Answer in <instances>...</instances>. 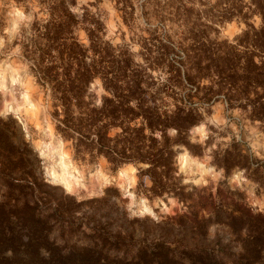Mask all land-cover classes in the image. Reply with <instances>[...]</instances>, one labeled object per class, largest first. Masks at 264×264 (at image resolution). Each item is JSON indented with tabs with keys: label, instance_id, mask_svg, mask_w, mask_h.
Masks as SVG:
<instances>
[{
	"label": "trees",
	"instance_id": "1",
	"mask_svg": "<svg viewBox=\"0 0 264 264\" xmlns=\"http://www.w3.org/2000/svg\"><path fill=\"white\" fill-rule=\"evenodd\" d=\"M75 3H56L46 22L36 26L33 45L26 50L38 83L50 92L58 133L71 142L76 159L93 163L104 157L114 170L146 165L139 176L150 179L146 191L151 197L172 196L190 203L192 210L197 188L183 184L177 157L182 147L201 155L189 132L203 121L202 105L224 95L231 108L240 102L249 108L252 120L264 121V0H250V5L219 0L224 9L218 15L226 21L261 17L260 28L247 23L234 43L211 46L195 39L181 50L164 44L161 59L167 62L170 82H178L167 90L157 87L150 68L137 64L127 46L115 47L102 37L100 20H85L88 44L81 43L76 36L79 20L70 10ZM172 54L176 57L169 60ZM96 80L106 91L100 104L91 91ZM178 87L189 92L182 96ZM163 93L174 99L172 106ZM240 161L241 154L226 153L218 163L229 173ZM0 181L5 189L0 202V264H264V219L259 216L198 221L197 213L191 212L202 237L209 226L227 224L243 244L238 254L233 246L172 247L160 239L135 240V232L123 225L112 230L111 218L93 226L82 220L78 213L84 205L106 201L78 202L56 194L27 144L0 145ZM56 231L59 237L52 235Z\"/></svg>",
	"mask_w": 264,
	"mask_h": 264
},
{
	"label": "rangeland",
	"instance_id": "2",
	"mask_svg": "<svg viewBox=\"0 0 264 264\" xmlns=\"http://www.w3.org/2000/svg\"><path fill=\"white\" fill-rule=\"evenodd\" d=\"M60 1L0 0V145L8 146L11 134L21 128L23 141L13 145L29 146L39 160L43 179L56 188V194L73 197L78 202L106 201L84 205L78 213L91 226L111 218L115 220L112 230L123 225L135 232V240L160 239L172 247L208 250L233 246L234 253L241 252L243 244L236 240L238 235L227 224L209 226L207 236L202 237L191 212L197 213L198 221L211 217L226 221L229 215L245 220L256 216L264 219V121L252 120L249 108L240 102L231 108L224 95L202 105L203 121L189 132L190 141L201 147V155L182 147L177 157L183 184L197 188L194 195L197 206L192 210L188 208L190 203L184 204L172 196L151 197L146 191L152 185L150 179L139 176V169L146 165L130 164L114 170L104 157L93 163L76 159L71 142L57 131L50 92L38 83L26 52L33 45L36 26L46 22L53 6ZM243 1L250 5V0ZM218 2L76 0L70 10L79 20L76 36L81 43L88 44L85 20L91 17L100 20L104 26L102 37L115 47L127 46L137 64L150 68L148 72L157 87L167 90L169 84L178 82L173 79L170 82L167 62L161 59L164 44L181 50L195 44V39L211 46L222 41L234 43L247 23L260 28L259 14L247 21L222 19L218 14L224 7ZM173 57L176 55L172 54L169 60ZM204 84L210 81L205 80ZM176 90L182 96L189 92L183 87ZM91 91L96 96L95 103L100 104L106 94L101 80L91 85ZM163 94L172 106L174 99ZM175 133L171 131L170 135ZM226 153L241 154V165L229 173L218 163ZM184 156L188 157V163ZM64 166L76 182L74 193L67 194L55 179ZM4 192L0 181V202ZM52 235L59 237V231ZM240 235L245 237L246 232Z\"/></svg>",
	"mask_w": 264,
	"mask_h": 264
},
{
	"label": "bare ground",
	"instance_id": "3",
	"mask_svg": "<svg viewBox=\"0 0 264 264\" xmlns=\"http://www.w3.org/2000/svg\"><path fill=\"white\" fill-rule=\"evenodd\" d=\"M184 161L185 163H188L189 162V159L187 156H184ZM66 162L63 161L62 159V164H65ZM57 175V174H56ZM71 176V175H70ZM66 171V166H64L61 170V174L58 175V176H55V179L58 180V183L63 185L62 187L65 188V190L68 192V193H74L75 192V185H76V182L72 179V177H70Z\"/></svg>",
	"mask_w": 264,
	"mask_h": 264
},
{
	"label": "water",
	"instance_id": "4",
	"mask_svg": "<svg viewBox=\"0 0 264 264\" xmlns=\"http://www.w3.org/2000/svg\"><path fill=\"white\" fill-rule=\"evenodd\" d=\"M10 140H11V142H12V144H16V142H18V143H22V141H23V137H22V132H21V128H17V130H16V132H15V134H13V136H12V134H11V138H10ZM16 146V145H15ZM20 146V145H19ZM18 146V147H19ZM62 187V186H61ZM62 189H63V191H65L67 194H68V192L65 190V188L64 187H62Z\"/></svg>",
	"mask_w": 264,
	"mask_h": 264
}]
</instances>
